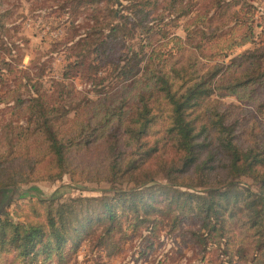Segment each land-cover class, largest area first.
<instances>
[{"label": "trees", "instance_id": "16d2710c", "mask_svg": "<svg viewBox=\"0 0 264 264\" xmlns=\"http://www.w3.org/2000/svg\"><path fill=\"white\" fill-rule=\"evenodd\" d=\"M255 1L55 0L68 18L49 52L65 65L48 88L45 64L22 68V48L0 39V190L66 176L109 187L13 203L0 217V264H70L84 240L110 259L142 227L147 240L180 229L208 264H264V17Z\"/></svg>", "mask_w": 264, "mask_h": 264}, {"label": "rangeland", "instance_id": "374dc122", "mask_svg": "<svg viewBox=\"0 0 264 264\" xmlns=\"http://www.w3.org/2000/svg\"><path fill=\"white\" fill-rule=\"evenodd\" d=\"M54 1L0 0V16H4L3 22L5 23V30L1 31L0 37L3 47L11 48L15 54L18 52L14 45L21 47L25 54L21 67L30 66L32 73L37 72L36 69L45 64L46 70L43 80L47 88L52 78L60 76L65 65L62 55L50 54L49 52L52 49V43L65 33V27L58 26V22L68 18L67 14H63L61 18L57 17L58 10L54 11L52 8ZM254 4L260 7L258 8L260 13L256 18H263L264 0H256ZM85 17L82 14L76 17L75 22L80 27V33L86 30L87 19ZM177 33L182 35L180 30H177ZM23 37L29 40L27 45H23ZM245 49L236 50L232 56L240 54ZM32 61L34 64L31 65ZM75 86L79 90L88 89V84L84 80H75ZM223 101L227 104H237L234 98H226ZM3 109L4 107H0V116ZM241 185L254 187L252 181L246 178L241 180ZM108 188L105 184H72L67 176L53 183L39 182L18 186L16 189L5 190L3 201L8 204L5 206L4 214L0 217L6 216L13 209V203L25 201L30 196L48 198L57 194L62 195L65 199L78 196L98 197ZM197 227L188 226L186 222L184 226H181L183 230H195ZM180 233V229L173 233L167 229L162 231L158 238L147 240L144 237L148 233L145 227H142L136 233L137 235L132 234L130 239L123 243L121 253L110 259H101L98 252L101 249L94 248L90 242L84 240L70 264H208L201 261L202 255L199 254V244L194 249L187 247L182 242ZM206 258L207 261L209 258L215 260V254H209ZM213 264H220V262H213Z\"/></svg>", "mask_w": 264, "mask_h": 264}, {"label": "water", "instance_id": "95a60500", "mask_svg": "<svg viewBox=\"0 0 264 264\" xmlns=\"http://www.w3.org/2000/svg\"><path fill=\"white\" fill-rule=\"evenodd\" d=\"M4 193H6L5 190H0V216H1L2 214H4V212H5V206L8 204V203H5V202L3 201L4 196H5Z\"/></svg>", "mask_w": 264, "mask_h": 264}]
</instances>
